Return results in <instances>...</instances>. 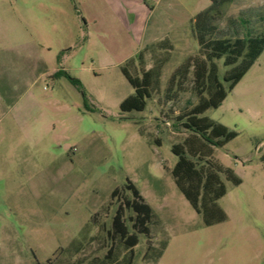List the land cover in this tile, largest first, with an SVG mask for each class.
<instances>
[{"label":"rangeland","instance_id":"374dc122","mask_svg":"<svg viewBox=\"0 0 264 264\" xmlns=\"http://www.w3.org/2000/svg\"><path fill=\"white\" fill-rule=\"evenodd\" d=\"M139 1L0 0V264H264V51L201 115L237 133L212 160L241 178L223 174L226 219L207 225L172 170L207 95L194 23L212 0H146L151 15ZM263 16L264 0H234L216 36L259 32ZM123 66L153 71L144 110L120 107L134 93ZM128 179L153 209L147 234L125 207Z\"/></svg>","mask_w":264,"mask_h":264},{"label":"trees","instance_id":"16d2710c","mask_svg":"<svg viewBox=\"0 0 264 264\" xmlns=\"http://www.w3.org/2000/svg\"><path fill=\"white\" fill-rule=\"evenodd\" d=\"M233 1L212 0L211 5L197 15L194 34L199 41L201 52L210 64L208 70L206 61L199 66L197 80L207 95L200 98L184 123L191 134L182 144L173 146V152L179 157L172 170L175 182L196 211L204 216L207 225L226 219V213L217 203V200L227 192L223 174L234 184H240L241 178L232 169L212 160L214 148L224 146L236 137L237 133L229 130L224 124L201 115L209 108H217L222 104L228 93L235 88L264 51V29L259 32L247 29L243 35L232 37L216 36L218 29L216 21L222 18L224 7ZM222 57H224L223 64L228 69L221 78L217 61ZM122 71L133 85L134 93L122 101L121 109L144 110L147 98L150 96L148 89L153 71H145L141 79L133 77L126 66L122 67ZM61 72L58 71V74ZM72 81L81 85L80 80L76 78H72ZM126 188L132 193L131 198H124V204L135 214L133 226L137 232L147 234L153 209L130 179ZM118 192L117 188L113 195ZM114 225L121 237L128 242L129 247L139 243L136 233L129 234L120 209L114 217Z\"/></svg>","mask_w":264,"mask_h":264},{"label":"crops","instance_id":"0c3cea01","mask_svg":"<svg viewBox=\"0 0 264 264\" xmlns=\"http://www.w3.org/2000/svg\"><path fill=\"white\" fill-rule=\"evenodd\" d=\"M157 2H159L160 0H155ZM139 6L138 9H140V14H144V15H151L154 11L153 7H150L149 4L146 3V0H140L139 2H136L135 7L137 8ZM134 29L136 31L142 32L145 31L147 29V24L145 21V18L142 19L139 24L134 25ZM125 75V74H124ZM126 77V76H125ZM127 78V77H126ZM128 80V79H127ZM129 81V80H128ZM131 84V83H130ZM132 85V84H131ZM133 86V85H132Z\"/></svg>","mask_w":264,"mask_h":264}]
</instances>
